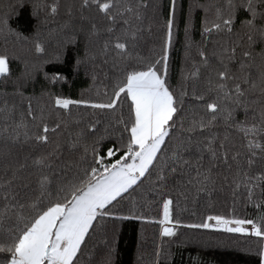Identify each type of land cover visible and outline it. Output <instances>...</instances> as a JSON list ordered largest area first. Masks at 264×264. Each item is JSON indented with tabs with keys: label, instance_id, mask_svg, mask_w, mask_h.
Instances as JSON below:
<instances>
[{
	"label": "snow or ice",
	"instance_id": "6c2138e0",
	"mask_svg": "<svg viewBox=\"0 0 264 264\" xmlns=\"http://www.w3.org/2000/svg\"><path fill=\"white\" fill-rule=\"evenodd\" d=\"M60 7L58 0L34 4L37 29L51 25L49 17L58 15ZM195 7L205 14L202 41L192 40L194 21L187 16L186 66L174 86L169 81V50L177 0L163 5L150 0H80L78 8L66 5L68 19L49 28V35L60 36L55 60L68 46H76L84 31L70 26L75 11L81 20L87 19L84 13L89 9L102 15L107 22L103 31L112 39L94 49L101 30L90 22L83 55L74 61L77 73L84 68L90 76L87 91L96 88L95 96L69 99L51 92L25 96L26 90L14 85L11 95L20 97L23 110L17 112L15 102L9 104L8 99L0 103V264H78L107 219L124 218L127 212L152 222L144 214L137 215L153 202L149 196L162 208L158 222L163 237L176 235L182 221L173 218V212L182 202L210 200L225 188L234 202L239 197L257 210L264 209V0H213ZM162 13L163 19L158 20ZM154 23L161 33L159 51L154 42L151 54L145 56L143 36L145 31L152 33ZM117 26L119 33L113 36ZM0 37L16 42L29 39L12 27L7 15L0 16ZM39 37L37 30L33 48L43 54ZM206 44L212 45L211 51ZM194 46L197 59L192 58ZM97 59L102 69L95 65ZM89 63L94 65L91 71ZM35 69L24 60L17 80L32 78ZM8 72V52H0V76ZM205 72L215 93L207 103L200 91ZM44 78L53 87L67 82L59 71L45 73ZM97 81H107L102 91ZM73 105L92 111L76 120L83 127L62 144L50 135L60 132L61 123L53 121L50 128L52 112L45 108L70 115ZM240 112L243 119L238 118ZM218 120L241 134L240 148L230 143L227 134L212 131ZM40 145L47 148L36 151ZM187 227L254 235L260 241L259 264H264V213L258 219L209 215ZM113 254L106 247L99 261L91 256L88 264H113ZM152 256L151 264H167L171 252L160 242Z\"/></svg>",
	"mask_w": 264,
	"mask_h": 264
},
{
	"label": "trees",
	"instance_id": "16d2710c",
	"mask_svg": "<svg viewBox=\"0 0 264 264\" xmlns=\"http://www.w3.org/2000/svg\"><path fill=\"white\" fill-rule=\"evenodd\" d=\"M51 2V0H0V16L7 15L10 18L11 25L18 32L29 37L27 42H16L13 39L7 41L0 37V52H8V68L9 72L0 76V93H9L4 97L0 95V103L4 99H8L9 104L15 102L17 112L22 111L21 101L19 96H12L15 91L14 85L20 89L26 90L25 96L32 95L39 97L42 92H51L53 95L61 94L69 99H79L81 95L95 96L96 88L87 91L92 84L90 76L85 75L84 68H81L78 73L74 69V61L78 55H83L85 45V34L90 22H94L97 28L101 30V34L96 38L92 45L94 49H99L105 40H111L107 33L103 31L107 27V22L102 15H97L94 9L86 10L84 15L87 19L81 20L79 11H75L71 18V28L73 30L84 29L80 33L79 43L76 46H68L62 51L60 60H55L54 52L58 48L57 40L60 39L59 34L49 35V28H57L65 20L68 19L66 5H78L80 0H58L61 7L59 14L55 17H49L53 23L49 26H42L37 29V18L33 5L36 3ZM213 0H177L176 21L173 26V41L169 50V81L174 86L178 85L181 69L186 66L185 61V18L191 16L194 23L189 35L194 42H201V22L205 17L204 12L195 7L212 3ZM154 4H166L167 0H150ZM22 5V6H21ZM149 17L152 16V10H147ZM163 19V13L158 20ZM148 21H145L144 27L147 28ZM40 32V41L43 43L45 51L43 54L36 53L33 48V33ZM119 33H113V36ZM159 24L154 23L152 33L149 35L146 31L143 36L142 52L145 56L150 55V49L153 43L156 44V51H159ZM215 39H222L220 36ZM114 42V41H113ZM209 51L212 49L211 44L205 45ZM259 49H257L258 51ZM192 58L197 59L195 46L192 49ZM27 60L30 64L35 65L36 69L33 77L27 81H18L17 77L23 69V62ZM95 65L99 68L104 66L100 59L95 61ZM215 66V65H214ZM89 71L94 65L89 63L87 66ZM61 72L67 77L66 83H57L54 87L45 80V73L49 75L53 72ZM102 75V73H101ZM208 73L205 72L200 81V91L206 95L204 103L211 102L215 97L207 85ZM212 78L215 79V74L212 73ZM107 81H97V86L103 90V84ZM191 92V89H189ZM43 103H46V98ZM186 103H188L186 101ZM34 108L37 102H33ZM203 112V104L197 105ZM46 112L51 111L52 114L48 117L49 127H53V121L61 123L59 133L52 134L53 140H59L62 144L69 140L72 133L82 124H77L79 119L86 112H91L89 108L84 106H72L70 115L63 112L57 114L55 110L45 108ZM126 114V106H125ZM251 116V113L248 114ZM59 116V119L57 118ZM239 119L244 118L242 112L238 115ZM2 126V121H0ZM220 136L227 134L230 143L235 144L237 148L241 145V134L235 130L227 129L222 120H218L216 127L213 128ZM32 146L23 151L30 150ZM47 146H36V151H44ZM65 156L68 153L65 152ZM136 195L135 192L132 193ZM150 204L140 208L137 215L144 214L150 218V221H142L135 216L125 212L124 218L112 219L109 218L103 223L106 227L102 231L93 234L88 245L89 251L81 256L78 264H88L91 256L99 261L102 251L107 247L113 250V264H151L153 259L152 253L155 244L164 242L167 249L171 252V259L167 264H259L258 245L259 239L254 235L229 233L217 229H195L187 227L188 224H198L201 219L209 215H225L231 218L240 219H258L260 213H264V209L257 210L252 205H247L244 199L237 198L234 202L231 197L230 189L225 188L221 192H217L209 200L207 197L198 198V202L193 204L181 203L180 208L173 212V218H179L182 223L176 228L174 237H163L160 235L161 226L159 219L161 218L162 208L158 205L154 198L149 196ZM233 212L235 216L233 217Z\"/></svg>",
	"mask_w": 264,
	"mask_h": 264
},
{
	"label": "built area",
	"instance_id": "2783aa9c",
	"mask_svg": "<svg viewBox=\"0 0 264 264\" xmlns=\"http://www.w3.org/2000/svg\"><path fill=\"white\" fill-rule=\"evenodd\" d=\"M167 226H171V225H167Z\"/></svg>",
	"mask_w": 264,
	"mask_h": 264
}]
</instances>
